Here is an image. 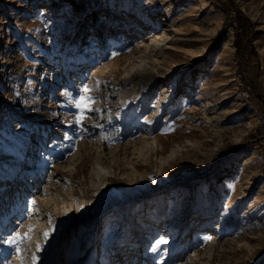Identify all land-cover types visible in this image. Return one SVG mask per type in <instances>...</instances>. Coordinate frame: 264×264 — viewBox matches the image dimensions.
Returning a JSON list of instances; mask_svg holds the SVG:
<instances>
[{
    "label": "rangeland",
    "instance_id": "1",
    "mask_svg": "<svg viewBox=\"0 0 264 264\" xmlns=\"http://www.w3.org/2000/svg\"><path fill=\"white\" fill-rule=\"evenodd\" d=\"M155 2L0 0V264H264V0Z\"/></svg>",
    "mask_w": 264,
    "mask_h": 264
},
{
    "label": "bare ground",
    "instance_id": "2",
    "mask_svg": "<svg viewBox=\"0 0 264 264\" xmlns=\"http://www.w3.org/2000/svg\"><path fill=\"white\" fill-rule=\"evenodd\" d=\"M147 1V0H146ZM153 1V0H152ZM156 1H158V2H155L156 4L153 6V8H149L148 9V11H146L145 12V16L144 17H146V19L148 18V17H151V15H152V13L153 12H156V13H160L161 11H163L165 8H164V6H166L167 4H171V6L172 7H174V9H176V8H178L177 6L183 1V0H156ZM150 3H152V2H150ZM141 4V3H140ZM143 5V4H142ZM151 5V4H150ZM172 9V8H171ZM185 10V9H184ZM176 12V11H175ZM185 15H188L187 13L186 14H184V16ZM182 16V15H181ZM193 16V12L191 11L190 12V14L188 15V17H192ZM175 17H177V16H175ZM153 18V17H152ZM152 18H150V20L152 19ZM170 18V17H169ZM168 18V19H169ZM190 20V19H189ZM151 21H154L153 19L151 20ZM170 21V20H169ZM166 22V21H165ZM185 21H184V18L183 17H179V18H176L173 22H172V20H171V22H170V29L168 30V31H165L160 37H158V39L157 40H154V43H153V45H147V46H145L146 47V49H152L153 50V52L157 49V48H159L160 47V49L162 50V52H163V50H178V49H180L181 47H184V46H191V45H194V41L191 39V38H189L190 36H192L193 35V33H192V30H190V29H192V28H189V25H188V23L187 24H185L184 23ZM193 22V21H192ZM155 23V22H154ZM154 27H156V28H158L159 26L158 25H156V26H154ZM161 27V26H160ZM141 29H143V27L141 28ZM162 29V28H161ZM142 32V31H141ZM118 43V42H117ZM162 45V46H161ZM136 48L135 49H137V48H139L140 47V49H142L141 48V46H139V44L138 43H136V45H134ZM121 49H122V47H121ZM119 50V49H118ZM159 50V49H158ZM157 54V53H156ZM149 57H150V55L148 56V55H146V54H144L143 55V57H142V64L143 63H145V64H148V60H149ZM38 60V59H37ZM97 71V70H96ZM177 73V72H176ZM171 74V73H170ZM178 80V79H177ZM189 81V80H188ZM174 82V81H173ZM193 84V88L191 87V89H190V92L188 93V94H183V96H181V98H177V99H175V103H174V105H173V109H175L176 111H179V109H181V108H184V107H187L188 105H189V99L191 98V94H193V95H195V98H196V96H197V100H199V102H200V100H202V99H204V97L206 96V94H210L209 92H210V90L212 89L211 88V86H209L207 83H204V82H202V80L201 79H199V80H197L196 81V84L193 82L192 83ZM180 85H181V82H180V80L179 81H177L176 83H175V89H177V94H176V96H178L179 94H182L181 93V88H180ZM170 86V85H169ZM173 87V86H172ZM216 88L217 89H219V92L217 93V92H215V91H212L213 93V95H215V94H220V95H222L221 93L225 90V85H223V84H218V85H216ZM171 89H173V88H171ZM170 90V89H169ZM199 90V92L197 93V91ZM214 90V89H213ZM216 90V89H215ZM217 91V90H216ZM164 94V93H163ZM169 94H171V93H169ZM192 95V96H193ZM166 96V95H165ZM200 96V97H199ZM216 98V97H215ZM163 99V98H162ZM206 99V98H205ZM228 98H224L223 99V101H226ZM214 100V99H213ZM213 100H210V101H207V102H205V106L203 107V105H202V107H203V110L206 112V114L208 113V111H211L212 110V108L213 107H215V104H214V102H215V100H214V102H213ZM158 101V100H157ZM163 101V100H162ZM195 102V101H194ZM197 102V101H196ZM228 102V101H227ZM155 103V102H154ZM158 103V102H157ZM156 103V104H157ZM203 103H204V101H203ZM158 106V105H157ZM165 106V105H164ZM221 108H223L224 106H225V103H222L221 105H219ZM156 108V107H155ZM158 109V108H157ZM217 109V108H216ZM214 110H215V108H214ZM159 111V110H158ZM213 111V110H212ZM211 111V112H212ZM214 112V111H213ZM229 112V115H227V114H225L226 116H228L227 118H224L223 119V122H225V121H228L231 117H233L238 111L237 110H232V111H228ZM158 113V112H157ZM160 114V113H159ZM156 115V114H155ZM183 115V114H182ZM224 115V114H223ZM195 119V118H194ZM215 119V118H214ZM214 119H213V117L212 118H208V122L210 123L211 121L213 122L214 121ZM199 121V120H198ZM206 121V122H207ZM218 121V120H217ZM221 120H219V122H220ZM178 122V121H177ZM207 122V123H208ZM218 122V123H219ZM217 125V124H216ZM147 131V130H146ZM151 132V131H150ZM11 180H13V179H11ZM13 182V181H12ZM31 183H32V181H31ZM18 184V183H17ZM216 212H218V211H216ZM218 216L219 215H222L223 216V211H220V213H218L217 214ZM216 215L215 214H213V211L211 210V209H209V213H208V215H206L205 217H207V218H213V217H215ZM219 218V217H218ZM221 218V217H220ZM147 219H149L150 220V217H148V218H145V221L147 220ZM128 224H132V223H128ZM147 224V223H146ZM146 224H144V225H146ZM147 228H148V230H149V232H152L153 230H150V227H149V225L147 226ZM83 233V232H82ZM86 233V232H85ZM137 238V237H136ZM109 239V234H108V236L106 237V240H108ZM139 239V238H138ZM32 250L34 251V253H37V254H39L40 252H41V250H40V248L38 247V246H32ZM107 251V250H106ZM105 251V253L103 254V256H102V259H101V261L100 262H106L107 261V259H108V253ZM144 255H142V257H143ZM145 261H143V259L142 260H137V257L135 258V256H133L132 257V262H131V264H139V261L141 262L140 264H148V260H150V259H153V255H151V254H149V253H146L145 254ZM135 259V260H134ZM39 262L41 263V264H43V262H44V258H42V259H40L39 260ZM68 263H70V261H68ZM129 263V262H128ZM107 264V263H106Z\"/></svg>",
    "mask_w": 264,
    "mask_h": 264
},
{
    "label": "snow or ice",
    "instance_id": "3",
    "mask_svg": "<svg viewBox=\"0 0 264 264\" xmlns=\"http://www.w3.org/2000/svg\"><path fill=\"white\" fill-rule=\"evenodd\" d=\"M87 91H88V89L85 88V92H87ZM79 99H80V103L77 104V107H78V108H81V107L83 106V107H82V110L91 111V109L87 107V98H86V97H80ZM48 235H49L48 233H45V234H44L45 239H47ZM162 242H163V243H167V241H162Z\"/></svg>",
    "mask_w": 264,
    "mask_h": 264
}]
</instances>
